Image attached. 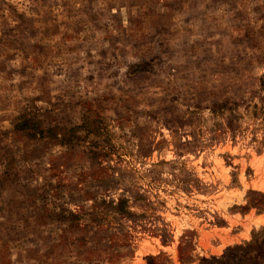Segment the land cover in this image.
<instances>
[{"label":"rangeland","instance_id":"1","mask_svg":"<svg viewBox=\"0 0 264 264\" xmlns=\"http://www.w3.org/2000/svg\"><path fill=\"white\" fill-rule=\"evenodd\" d=\"M259 215L264 0H0V264H264Z\"/></svg>","mask_w":264,"mask_h":264},{"label":"crops","instance_id":"2","mask_svg":"<svg viewBox=\"0 0 264 264\" xmlns=\"http://www.w3.org/2000/svg\"><path fill=\"white\" fill-rule=\"evenodd\" d=\"M260 218H264V215H259ZM232 242H226V243H223V244H217V245H212V248L210 250V253H219L221 251V249L225 246V245H228Z\"/></svg>","mask_w":264,"mask_h":264},{"label":"trees","instance_id":"3","mask_svg":"<svg viewBox=\"0 0 264 264\" xmlns=\"http://www.w3.org/2000/svg\"><path fill=\"white\" fill-rule=\"evenodd\" d=\"M121 201H122V200H120V202H121ZM229 254H230V252H229V251H226L224 255H225V256H229ZM223 260H225V258L222 257V258H221V261H223Z\"/></svg>","mask_w":264,"mask_h":264}]
</instances>
